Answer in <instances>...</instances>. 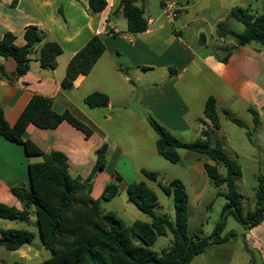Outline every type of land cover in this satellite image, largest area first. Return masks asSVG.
Wrapping results in <instances>:
<instances>
[{"label":"crops","instance_id":"obj_1","mask_svg":"<svg viewBox=\"0 0 264 264\" xmlns=\"http://www.w3.org/2000/svg\"><path fill=\"white\" fill-rule=\"evenodd\" d=\"M168 1L183 7L174 19L163 13ZM119 4L120 0H107L105 9L93 14L89 0H18L16 4L0 0V39L10 32L15 44L24 46L26 29L36 26L43 31L45 41L58 42L63 48L55 69L41 67L39 48L30 55L29 71L21 76L17 74L16 61L0 55V69L4 71L0 72V107L5 118L15 125L30 100L39 95L51 101L54 111L69 112L89 126L93 134L87 138L68 121L53 130L29 124L23 139L32 141L44 153H64L71 175L83 180L96 165V150L107 144L105 168L92 181L94 199L100 198L116 176L121 178V195L130 183L147 184L149 179L142 170H161L164 157L158 153L151 118L181 141H195L209 125L204 107L207 99L214 96L219 131L224 121H231L225 110L230 114L242 110L251 114L249 123L244 122L247 130L264 128V48L240 46L226 63L217 56L223 55L217 51L220 46L236 44L231 38L218 37L220 24L230 28L231 10L239 7L255 16L264 15V0H139L137 5L143 7L148 21V28L141 33L128 30ZM94 35L103 38V55L88 75H80L72 88L64 89L62 82L70 60ZM93 92L105 93L108 107H87L84 100ZM253 111L258 114V124ZM214 141L220 142L215 136ZM179 154L180 163L187 156L190 165L175 179L184 182L187 192L189 183L199 199L209 187H215L205 170L209 159L187 149H180ZM230 156L235 159L238 153L233 151ZM41 160V156H28L22 145L0 134V203L23 208L11 188L27 186L29 163ZM255 205L256 199L253 209ZM134 210L141 212L137 207ZM136 213L135 220H140ZM244 230L228 242L238 241L241 236L243 248L249 253L250 249L258 252L264 260V220ZM231 256H235L234 250Z\"/></svg>","mask_w":264,"mask_h":264},{"label":"trees","instance_id":"obj_2","mask_svg":"<svg viewBox=\"0 0 264 264\" xmlns=\"http://www.w3.org/2000/svg\"><path fill=\"white\" fill-rule=\"evenodd\" d=\"M18 0H13L16 4ZM139 0H120L119 9L127 21L128 30L133 33L144 32L148 21L144 9L138 6ZM93 14L99 13L107 6V0H89ZM230 17L244 25L242 32H237L219 25L218 37L231 38L236 44L231 47L220 46L218 56L223 63L228 61L232 52L240 46L255 45L264 48V15H252L242 8H234ZM26 44L17 46L15 36L7 32L0 39V55L12 57L17 63V74H25L30 68V55L40 48V65L46 69L57 67V58L63 53L62 46L55 41H45L43 31L30 26L25 31ZM105 51L101 35H94L70 60L66 76L62 82L64 89L73 87L80 75H88ZM1 73L4 71L0 69ZM121 71L123 69L121 68ZM89 108H106L109 97L105 93L93 92L85 100ZM228 118L242 128L245 123L224 111ZM255 123L258 114L253 111ZM205 126L200 137L192 142H183L154 119L149 123L157 135L158 153L172 163H180V149H187L206 155L209 162L205 164L208 178L216 188L217 195L223 196L226 203L221 213V220L213 234L201 238L188 233L189 194L184 182L172 179L168 182L159 180L157 172L142 170L150 181L174 200V216L157 214L155 208L160 205L157 194L145 182H133L127 187L128 200L148 215L150 222L135 220L131 225L113 211H104L101 201H110L119 194V176L108 183L100 196L91 195L92 180L106 165L107 144L96 150V165L87 179L73 177L69 171L68 157L60 151L44 153L32 141L24 140L23 133L29 124L38 128L53 130L63 121H68L80 129L87 138L93 130L69 112L58 113L52 109L51 101L35 95L15 125L11 126L4 110L0 107V134L8 140L24 147L28 156H41L39 162L29 163V184L16 185L12 194L23 205L18 209L0 203V218L29 220L35 217V225L40 235L42 246L49 250L50 258L38 264H190L198 255L211 245L228 242L235 232L223 234L228 216H233L246 230L264 220V178H259L255 193L256 205L253 210L244 211V196L237 190L236 183L242 176L241 166L223 148L219 141H214V133L220 129L217 100L210 96L204 107ZM172 233L171 246L158 253L152 249L159 236ZM35 233L28 229H1L0 247L8 251H18L26 245L33 244Z\"/></svg>","mask_w":264,"mask_h":264},{"label":"rangeland","instance_id":"obj_3","mask_svg":"<svg viewBox=\"0 0 264 264\" xmlns=\"http://www.w3.org/2000/svg\"><path fill=\"white\" fill-rule=\"evenodd\" d=\"M228 26L238 32L244 30V25L233 18L229 21ZM132 100V104H135L136 98ZM231 115L242 120L246 124L249 123V119L251 118V114H248L245 110L235 112L234 114L231 113ZM214 136L216 139L220 140V143L223 146H225L223 148L229 155L232 154L233 151L238 153V156L235 157V159L242 168L244 178L237 181V190L244 196V211L247 212L253 210L254 195L259 186V178H264V128H258V131H254L251 128L247 130L232 121H224L222 130L215 131ZM245 140L248 141V144H244ZM162 160L163 166L161 170L157 172L160 181H162V179L168 181L175 179V175L184 173L185 168L190 165L187 156L183 158V163H172L165 158ZM94 180L95 177L92 181ZM146 182L148 186L155 191L159 199L160 205L155 208L154 212L173 217V198L167 196L156 183L147 179ZM218 190L219 188L209 187L198 199L188 183L189 235L208 238L213 234L216 225L221 220V213L226 203L225 197L217 195ZM101 206L107 211H113L116 213L126 224H131L132 221L135 220L134 217L136 216V211L134 209L136 207L133 203H129L127 191H123L121 195H117L110 201H101ZM136 214L137 219L150 221L148 215L139 211H137ZM9 228L28 229L34 232L36 236L33 244L26 245L18 251H8L4 247H0V264H38L51 257L52 253L42 246L38 235L39 231L35 225L34 215L26 221L19 220L12 222L0 219V230ZM244 229L245 228L239 224L233 216H228L223 234H227L231 231L236 234H241ZM238 238V241H231L226 245L209 246L204 253L196 256L190 264H264V260L260 258L258 252L252 249H250V253L246 251L243 248V246H245L244 239L241 236ZM172 239L173 235L170 232L165 236H159L152 249L161 253L164 249L171 246ZM246 248L249 249V247ZM217 250H220L221 253H215ZM233 250L235 251L234 257L231 256Z\"/></svg>","mask_w":264,"mask_h":264},{"label":"built area","instance_id":"obj_4","mask_svg":"<svg viewBox=\"0 0 264 264\" xmlns=\"http://www.w3.org/2000/svg\"><path fill=\"white\" fill-rule=\"evenodd\" d=\"M183 10V7L174 1H168L163 7V13L170 19H174Z\"/></svg>","mask_w":264,"mask_h":264}]
</instances>
